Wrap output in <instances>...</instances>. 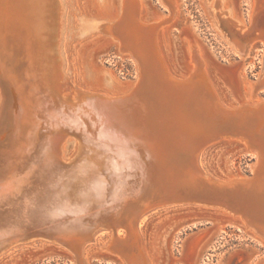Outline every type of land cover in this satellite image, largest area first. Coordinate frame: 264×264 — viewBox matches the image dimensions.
Returning <instances> with one entry per match:
<instances>
[{
    "label": "bare ground",
    "instance_id": "6f19581e",
    "mask_svg": "<svg viewBox=\"0 0 264 264\" xmlns=\"http://www.w3.org/2000/svg\"><path fill=\"white\" fill-rule=\"evenodd\" d=\"M163 3L174 15L175 1ZM69 6V0H0V251L38 236L71 250L74 264H87L85 243L111 229L105 249L119 253L122 264H151L143 215L170 200H207L219 191L227 198L222 206L243 214L238 219L264 239V100L224 104L195 45L190 72L172 75L157 42L172 17L142 20L139 0H121L118 16L108 21L81 17L79 27L80 34L116 39L136 65V83L118 96L80 92L66 78L60 49ZM263 15L264 0H252L249 18L264 31ZM222 21L242 54L246 26L228 14ZM255 82L253 98L264 87V66ZM221 136L242 139L255 154L250 179H215L203 171L200 150ZM236 181L244 193L254 190L258 208L227 196Z\"/></svg>",
    "mask_w": 264,
    "mask_h": 264
},
{
    "label": "rangeland",
    "instance_id": "374dc122",
    "mask_svg": "<svg viewBox=\"0 0 264 264\" xmlns=\"http://www.w3.org/2000/svg\"><path fill=\"white\" fill-rule=\"evenodd\" d=\"M69 1V8H63L60 42L68 82L80 92L113 96L127 93L138 77L133 60L110 35L98 31L84 35L79 29L81 17L107 21L116 18L121 0ZM174 1L176 10L171 15L164 0H139L142 20L172 17L157 31L158 46L171 74L185 77L190 72L189 53L193 50L191 45H195L224 104L264 100V87L258 90L257 98L252 97L251 89L264 66V31L253 26L249 18L252 0ZM227 14L246 26L242 32L247 46L242 54L234 50L229 39L228 30L232 28L223 24ZM247 147L236 136L210 140L200 150L201 167L215 179L248 177L253 173L256 156ZM71 149L67 147L65 158ZM161 205L149 209L139 225L151 264H264V239L245 229L238 217L210 206ZM112 232L97 230L85 243L87 264H122L119 253L105 249ZM118 232L125 235L122 228ZM0 264H74V254L53 240L34 236L4 247Z\"/></svg>",
    "mask_w": 264,
    "mask_h": 264
},
{
    "label": "water",
    "instance_id": "95a60500",
    "mask_svg": "<svg viewBox=\"0 0 264 264\" xmlns=\"http://www.w3.org/2000/svg\"><path fill=\"white\" fill-rule=\"evenodd\" d=\"M253 174V173H252ZM252 177V175L245 177L246 179H250ZM239 184H241V181H236L235 184V188L234 189H229L231 190L232 194L227 195L230 196V199L240 202L241 204L245 205V206H253V209H255L254 207L257 205L254 204L255 200L252 196V193H254V190L249 189L248 192L244 193L241 188L239 187ZM229 194V193H227ZM205 197H208L207 200L204 199V197H194V198H177L175 200H170V202L168 204H163L161 206H181V205H191V206H210V207H219L222 208L224 210H226L229 214L233 215L234 217H239L240 219H243V214H237L235 210L233 209H225V207L222 206V203H224L227 198L225 197V195L222 192H211L210 194L205 195ZM241 197H243L244 199H241ZM209 200H213L216 202H220V204H212L209 203ZM244 200V201H243ZM159 206V207H161ZM158 207V206H157ZM156 208V207H155ZM245 229H249L252 230L248 227V225L245 223L244 224ZM33 234V233H32ZM39 234H42V232H40ZM38 237V236H37Z\"/></svg>",
    "mask_w": 264,
    "mask_h": 264
}]
</instances>
